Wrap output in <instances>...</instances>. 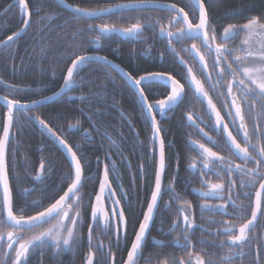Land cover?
<instances>
[{"label": "trees", "instance_id": "16d2710c", "mask_svg": "<svg viewBox=\"0 0 264 264\" xmlns=\"http://www.w3.org/2000/svg\"><path fill=\"white\" fill-rule=\"evenodd\" d=\"M28 2L30 8L34 9L41 0H28ZM174 2L187 11L192 21H197V10L191 0ZM67 3L88 8L109 4L102 0H67ZM204 3L206 6L211 5L208 8L210 20L220 36L229 24L240 26L252 16L264 15V0H204ZM154 12L157 18H162L168 13L160 8H142L96 19H74L73 12L57 0H46L39 15L34 14L31 17V26L23 35L14 40L7 50L12 52L13 45L17 44L11 61L12 65L6 63V54H2L6 52V47L0 49V61H2L0 63V84L1 81L10 82L19 89V91L8 89L7 95L11 99L20 101L40 99L61 87L71 60L75 59L76 55L85 53H99L107 56L137 77L146 72L155 71H169L178 79L186 76L185 68L179 65L165 42H157L155 47L150 48L142 42L123 40L112 35L108 39L102 38L99 47L88 43V39L95 35L87 31L86 25L88 24L97 25L109 22L125 24L131 18H142ZM45 14L53 18L48 20ZM40 17H45V19L41 20ZM21 27H23L22 19L17 12L10 22L6 15H3L0 18V41L19 31ZM243 34L244 32L238 33L240 36ZM153 37L154 35L150 34V39ZM155 39H158L157 36ZM191 43H196L200 47L199 40L191 39L175 42L174 47L193 66L194 72L201 77L198 64L193 62L190 53L182 50L188 48ZM201 51L205 53L211 67L212 57L208 56L203 48ZM80 77L82 80L79 82V87L28 113H15L16 120L13 126L15 136L9 143L7 163L16 214H20L17 210L22 207L21 191L35 184L33 175L37 172L42 160L46 166L45 173L49 174L46 175V182L43 180L42 183L35 184L34 190L27 194L28 198L40 197V200L24 208L26 216L43 210L62 195L71 182L65 178L73 173L69 161L59 146L38 124L29 120V116L39 115L50 124L54 131L61 134L74 147V150H77L78 146L77 154L83 157L81 162L84 165L78 243L70 249L57 250L52 246H46L42 250H35L29 255L28 264H81L84 254L89 253L91 248L96 256L95 261L109 264L105 251L94 245L96 240L94 236L98 231L96 222L93 226V241L90 248L88 239L91 203L102 171L107 164L110 169V178L113 183H116L117 179L122 180L125 176L123 174L125 160L129 161L130 171H137L139 163L147 160L151 150L154 149L151 128L137 96L132 87L113 67L101 62H90L82 68ZM181 82L185 83L187 98L175 107L168 117L160 121L167 162L171 164L175 160V152H179V163L175 165H179L180 172L182 166H185L188 161V156L183 160V152H190L189 140L197 133L187 120L186 106L188 108L192 105L188 101L192 99V93L186 81L181 79ZM167 91L157 89L151 93L146 92V95L150 100H157L165 97ZM69 95H72L71 99ZM82 96L85 99H81ZM194 101L197 106L204 107V104L195 99ZM200 114L206 118L205 110H202ZM77 121H79V126L69 129V125L76 124ZM85 131L89 133L87 139L84 137ZM113 141L115 144L112 143ZM173 171L174 166L172 165L170 169L167 164L165 176L171 175ZM112 172L116 174L117 179ZM178 178L180 179L179 175ZM124 180L129 185V177H125ZM44 186L43 189L39 188ZM44 193H47L48 197L41 200V195ZM125 211L130 234L138 224L132 203L126 205ZM105 232L110 233L107 230ZM107 237L102 241H109ZM111 251H114L112 247ZM165 261L167 264H174V262L177 264L176 259L156 257V255L147 258L146 264H165ZM6 264L12 263L8 261Z\"/></svg>", "mask_w": 264, "mask_h": 264}, {"label": "snow or ice", "instance_id": "6c2138e0", "mask_svg": "<svg viewBox=\"0 0 264 264\" xmlns=\"http://www.w3.org/2000/svg\"><path fill=\"white\" fill-rule=\"evenodd\" d=\"M46 0H41L40 4L33 8H30L28 0H16V4L19 7L22 19L23 27L19 31L9 35L6 40L0 41L5 47L8 46V42L19 38L27 29L31 26V17L36 14L39 15L41 8L44 6ZM60 3L65 8H69L73 12L74 19H89V18H101L103 16L112 14L117 10H139L148 6H156L164 9L169 13H175L168 26L160 25L159 35L167 40L168 49L173 54L179 65L186 68V76L177 78L169 71H155L146 72L142 75L134 76L131 72H124V77L127 78V83L130 87L135 89L136 94L139 97L141 107L146 109L148 116L150 117L151 126L154 129L153 140L159 137V168L155 173L154 190L151 192L150 202L147 203V210L143 213V220L139 223L138 231L135 232L134 240L131 243V248L128 250L126 264H137L138 259L142 255V250L146 243L147 234L150 229L151 222L154 219L155 213L159 210V201L162 199L163 191L170 193V199H178V194L175 193L173 185L168 184L167 188L162 191V176L165 172V143L161 136L162 128L160 122L157 120V114L163 116L167 112L172 111L175 107L180 105L187 98L185 91V83L181 82L184 79L187 83L188 89L192 93V99L199 101L201 104L207 103L206 114L209 121L212 117H215L212 124L213 129L224 137V145L230 154L236 158H239L243 163L235 164L227 157L220 156L218 152L212 151L211 148L206 147L203 143L192 142L193 146L199 151L203 160V168L207 169L211 164L213 168L219 167L229 177L227 187V198L221 195L225 191L224 183L209 184L208 191L200 190V195L203 197H212L224 201L222 204L215 206L203 204L202 209L216 210L227 209L229 204L233 209H239L240 212L244 211L243 203L237 204V199L242 194L247 197V193H237V199L233 198V190L237 187V181L231 179L232 173H241V179L239 180V187L241 189L245 187L254 188L257 180L259 181V190L255 192V204L251 212V219L239 225L237 234H232L235 230V226L225 227L224 231L228 233V243L221 240L218 248L227 247L228 252L225 255L219 257L220 264H234V257L243 255V249L247 243H251L252 237L250 235L252 229L255 227L258 214L264 216V203H262V196H264V146H261L259 141L261 136V128L259 125L256 127L257 144H252L250 140V133L245 123V115L243 105L249 106V111L254 110L257 103L264 107V15L252 16L247 19V22L243 25L229 24L223 29L222 41L217 42V32L215 25L211 22L208 8L211 5L206 6L204 0H192L193 5L198 6L199 20L193 22L189 19V14L185 12L184 8H177L175 4H161L159 0H127V2L117 3L115 5H108L106 7H81L79 5H72L67 3V0H60ZM48 20L53 17L45 14ZM41 20L45 17H40ZM173 25L175 31L171 30ZM151 26V25H149ZM145 25L138 19L136 23L131 24L129 27L118 28L114 23H103L100 25L88 24L86 25L89 33H95L88 39L90 45H99L102 38H111L114 34L132 37L139 40L143 35V29ZM244 32L247 34L248 39L243 41L244 44H249L251 38L258 37L257 43H259V49L253 52L249 47L246 50L244 57L234 56L232 57L237 62V67H233V64L229 62V56L232 53V49L228 47V41L233 39L238 33ZM199 40L200 47L196 43H193L190 48L182 49L184 52H188L192 55L194 63L200 65V72L204 77V80L197 77L193 71V66L189 65V62L180 55V52L174 47L175 42H182L184 40ZM201 48L205 49L208 56L212 57V68L218 69L216 72V78L213 80L209 73V64L206 61L205 53L201 52ZM248 58H254L257 63L251 67L245 66ZM90 62H101L104 65L117 68L119 65H114L107 56L101 55H89L87 53L76 55L75 59L71 60V65L67 67L66 75L63 78V86L59 91L55 92L53 96L43 97L41 100H32L22 103L18 99H10L7 95L0 97L4 100L7 106L6 122L3 125V133L0 136V245H5L9 252H14V259L12 264H28V257L31 252L35 250H42L46 246H52L57 250L70 249L75 246L79 239L80 233L78 225L81 223V203L82 195L81 189L83 186V157L78 156L77 150L70 145L65 138L50 126L45 119L39 115L29 116L28 119L33 123L38 124L41 129L44 130L52 139L53 142L61 146L67 153L70 159V167L73 169V173H70L65 179L70 180L67 190L60 195L55 202L51 203L48 207L42 211H37L35 215H24V209H18L19 215L14 212L13 195L10 187V180L8 174L7 152L10 139V130L14 126V120H16L15 112L28 113L37 104L43 103L45 100H52L55 96L66 94L74 88L80 86V71L84 66ZM226 65V67H225ZM227 76H231L227 84V91L219 92V88L223 86V82ZM205 81L208 83L209 88L217 91L221 97H231V103L227 100H222V106L224 107L226 114L230 117V123L234 125V129H229V123L224 121V117L221 116L220 110L217 109L216 104L213 103L212 98L209 96L208 91L205 89ZM236 89L235 93L233 89ZM9 88L13 91H19L15 85H10ZM157 89H165L167 95L165 99L155 100L154 103H148V96L146 92H154ZM85 99V97H80ZM71 99V97H69ZM239 101V102H238ZM231 109H234L232 111ZM264 114V113H262ZM187 120L193 125L198 127L197 122L193 119L191 113L188 114ZM79 126V121L76 124H70L69 129H74ZM200 131L203 135L216 144V141L212 137L208 136V133ZM233 131L237 135H233ZM242 135L244 146L238 142L237 136ZM84 137L87 139L89 133L84 132ZM115 144V141L112 142ZM249 163H252L254 167H247ZM197 165L193 162L190 168L196 169ZM45 163L42 160L39 166V174L35 177L37 180H41L45 173ZM114 170V168L112 169ZM110 169L106 164L103 172V179L100 181L99 194L95 199L100 202L105 196L112 204L119 205L120 201L113 199L115 193L111 189V183L109 181ZM206 173H201V176ZM217 175H220L217 172ZM247 177L245 182L244 177ZM203 184H208L207 181H202ZM25 192L28 190L25 189ZM188 203V202H185ZM39 207L38 204H36ZM188 208H191V204L188 203ZM180 213L183 216V222L185 229L183 231V241L181 244V237L177 236L174 243L181 248H191L192 240L190 238L189 230L193 228L194 221L190 220L189 215L186 213L183 207L180 208ZM227 214V212H225ZM91 217L93 222H98L101 218L104 221V228L111 229L112 222L117 217L119 218V225L116 226V243L117 246L120 241L121 232L126 237L127 222L125 220L124 209L114 207L112 209L111 218L108 212L104 211L102 207L92 206ZM55 221V223H52ZM45 225H49L45 227ZM176 223L173 222L171 230H175ZM31 233V235L25 237L21 233ZM92 226H89L88 239L91 243L92 240ZM155 239V238H154ZM158 245H162L163 241H155ZM201 244L204 241L200 242ZM9 253L6 252L7 256ZM109 254L111 250L109 249ZM192 253H189L191 256ZM87 264H93V257L91 252L89 253ZM167 264V261H165ZM175 264V262H174ZM179 264H185L181 259ZM196 264H206L205 259L197 254ZM208 264H214V261L210 258ZM254 264H264L261 261L259 250L254 258Z\"/></svg>", "mask_w": 264, "mask_h": 264}, {"label": "flooded vegetation", "instance_id": "af4514ba", "mask_svg": "<svg viewBox=\"0 0 264 264\" xmlns=\"http://www.w3.org/2000/svg\"><path fill=\"white\" fill-rule=\"evenodd\" d=\"M88 1H90V0H88ZM102 1L109 2V4H106L102 7H106L108 5H115L117 3L127 2V0H102ZM174 1H184V0H159V2H162V3L175 4L178 9L183 8L180 4H178ZM144 8L145 9H154V8H158V7L148 6V7H144ZM195 8H196V6H195ZM196 10H197V8H196ZM123 11H126V10H118V11L113 12L112 14L120 13ZM15 12H17L19 14V17L21 19H23V17L21 16L19 7L16 4V0L0 1V18L3 15H6V18L10 22L11 18L15 15ZM185 12H187V11L185 10ZM112 14H109V15H112ZM174 14L175 13H169L168 12L165 16H162V18H157L155 16V12H154V13H151L149 15H144L142 18L141 17L131 18V19L127 20V22H125V24H115L114 23L118 28H124V27L131 26V24L136 23V21L139 19L141 21V23H143L145 25V27L143 29V35L139 40L134 39L132 37H128V36L122 37L119 34H114V35L120 37L123 40L128 39V40H132V41H136V42H142L145 44V46L147 45V47H150V48L155 47L157 42H161V43L165 42V44L168 47L167 40L162 38L159 35V27H160V25L168 26L169 22H170V20ZM109 15H106V16H109ZM197 16H198V19H197V21H193L194 23L198 22V20H199L198 10H197ZM103 17H105V16H103ZM152 18H153V20H151ZM93 19H96V18H93ZM109 24H113V23L109 22ZM97 25H100V24H97ZM149 25H151V26H149ZM177 26L178 25H173L171 27V30L175 31V27H177ZM150 34L154 35V37L152 39H150ZM155 36H157V38H158L157 40L155 39ZM242 36L237 34L233 39L228 41V47L233 50L231 55L229 56V62L233 64V67H237V62L232 57L238 56V53L240 51H242V49L240 47V42H241ZM217 37L219 38V39H217L218 43L223 42L222 38H221L222 36H220V34L217 33ZM6 39L7 38L3 39L2 41L6 40ZM12 43H13V41L8 42V46L5 49L6 52L2 53L3 55L6 54V59H7L6 63L8 62L11 65H12L11 61L13 58V53L15 52L16 47H17V44H14L12 52H8L7 50L10 48V45H12ZM173 43H175V41ZM192 44L193 43L189 44L188 48H190ZM96 46L99 47L100 44L96 45ZM3 47H5V46L4 45L0 46V49ZM94 54H99V53H94ZM99 55H101V54H99ZM190 55L192 56L193 54H190ZM205 58H206V55H205ZM206 61H207V59H206ZM1 62L2 61H0V63ZM207 63H208V61H207ZM198 66L200 69L199 64H198ZM225 67H226V65H225ZM185 70H186V68H185ZM208 71L211 74L213 80H215L216 72L218 71V69H213L212 63H211V67L209 66ZM127 72H129V71H127ZM197 77L204 80L203 75L201 77H199L197 75ZM123 78L127 81V79L125 77H123ZM229 80H231V76H227L225 78V80L223 82V86L219 88V92L226 93L227 84H228ZM10 85H12L10 82L1 81L0 90H2L3 92L0 91V94L3 96L7 95ZM132 89L135 92V89L134 88H132ZM205 89L208 91L209 96L213 100V103L216 104L217 109L220 110L221 116L224 117V121L226 123H229V129L230 130L234 129L235 126L230 123L231 118L227 116L226 111H225L224 107L222 106V100H227V102L230 104L231 103V97L226 96V95L224 97L219 96L217 91H214V90L209 88V85L206 81H205ZM233 91L235 93V91H236L235 87H234ZM135 94H136V92H135ZM136 96H137V99L139 101V97L137 94H136ZM69 97H72V95H69ZM164 98H166V96L163 98H160V99H164ZM188 101L192 105H189L188 108L186 106V111L193 115V119L198 124V127H196V126H193L188 121V123L191 125V127L193 129H195V131L197 132L194 134V137H192L189 140L191 143L190 152L189 153L183 152V154H184L183 160L188 156V161L186 162L185 166H182V171L180 172L179 165H175V164L179 163V159H180L179 152H175L176 153V154H174L175 160H173V162L171 164L167 162V154L165 152V172H166L167 164H168L170 169L173 165L174 171L172 172L171 175L167 174V177L165 176V172H164L163 178H162V191L167 188L169 183H171L173 185L175 193L178 194V199H170V193L167 191H163L162 199L159 201V210L155 213L154 219L151 222L150 229H149V232L147 234L146 243H145L144 248L142 250V255L137 261V264H146L147 258L154 257L155 255H156V257L160 256V257H166L168 259H169V257L172 259H176L177 264H179V261L181 259L184 260L185 264H196L197 254H199L200 256H202L205 259L206 264H208V261L210 258L214 261V264H220L219 257L227 254L228 249H227V247H225L223 249L218 248V247L214 246V244L218 245L221 240H224L225 243H228L227 237L229 234L224 231V228L225 227H231L234 225L235 230L233 231L232 234H237L239 225L246 222V220L251 219V212H252V210L254 208V204H255V192L259 190V181L257 180V183L255 184L254 188L245 187V188L241 189L239 187V180L241 179V176L243 175L241 173L233 172L231 179L236 180L238 182L237 187L233 190V193H232L234 199H237V196H236L237 193H245L246 192L248 194L247 197H245L244 195L241 194L239 196V198L237 199L238 205L241 202L243 203V206H244L243 212H240L239 209H233L231 204H229V206L226 210L221 209L219 211L207 210V209L201 208V205H203V204L215 206V205L224 203V201L216 199V198L201 196L200 190L208 191L209 190V188H208L209 184L224 183L225 184V191L223 193H221V195H224L225 199H226L227 198V187H228L229 177L219 167L213 168L211 164L209 165V167L207 169L203 168V160L200 156L199 151L193 146L192 142L195 141L197 143L205 144V146L211 148L212 151L218 152V154L220 156L227 157L229 160H231L233 162V166H235V164H242L243 162L239 158L232 156L230 154V152L226 148L223 147L224 137L221 136L220 134H218L212 127V124L214 123L215 117L213 116L212 120L209 121L207 114H206V118L203 117L202 114H200L202 110H205V111L207 110L206 101L204 103L203 108L197 106L195 104L196 102L194 101V99H191ZM21 102H28V101H21ZM148 102L154 103L155 100H150L148 98ZM139 103H140V101H139ZM36 108H38V107H36ZM32 109H35V108H32ZM143 110H144L146 118L149 122V125L151 128V140L154 143V149L151 150L150 157L147 160L139 163V169L137 171H135V170L130 171L131 166L129 164V161L125 160V163L123 166L124 167L123 174H125V176L122 177V180H118L116 177V174L112 172L117 179L116 183H113V181L109 175V181L111 183L112 190L115 193L113 199L119 200L120 201V203L118 205L119 208L124 209L125 220L127 222L126 237H125L124 233L121 232V234H120L121 238H120L119 244L117 246V243H116V226L119 225V218L118 217L115 220H113L112 228L110 230L104 228L103 218H101L98 222H96V224L98 225V231H97L98 235L96 234L94 236V238L96 237L94 245L99 246L100 249L105 251L106 258L109 259V264H125L126 263L128 250H130V248H131V243L134 240L135 232L138 231L139 223L142 222V220H143V213L146 212V210H147V203L150 202L151 192L154 190L155 173L157 171V165H158V150H157L156 139L153 140V133L154 132H153V128L151 126V121L147 115L146 109L143 108ZM231 110L234 111V109H231ZM243 110H244V115H245V123L247 124L248 130L250 133L251 143L257 144L258 133L256 131V127H257V125H259L261 130H262L261 133H259V135L261 136L259 143L261 146H264V114H262V113H264V107H261V105L259 103H257L254 110L249 111V106L247 104H244ZM7 111H8L7 107L0 102V136H2V133H3V125L6 122ZM172 111L167 112L163 116L157 114V120L160 122L162 120V118L168 117ZM188 113H187V116H188ZM160 126H161V124H160ZM201 128L203 129V132L208 133V136L212 137V139L214 141H216V144H213L211 141H209L203 135V133L200 131ZM233 135H237V133L235 131H233ZM14 136H15V133L13 132V128H12L10 130L9 143H10L11 138H14ZM161 136L163 137L162 133H161ZM237 140H238V142L241 143V146L243 147L244 143H243L242 135L237 136ZM8 148H9V146H8ZM59 148H60V146H59ZM7 154H8V152H7ZM6 159H7V156H6ZM67 160H68V158H67ZM193 162H195L197 165L196 169L190 168V165ZM69 163H70V161H69ZM247 167L251 168V167H254V165L252 163H249L247 165ZM147 168H148V170H146ZM152 168H153V171H152ZM72 171H73V169H72ZM103 172H104V169L102 171V174H101V177H100V180L98 183V188L96 190V193H95L93 200H92V203H91V211H92V206L94 205L95 196H96L98 189H99V185H100L101 178L103 176ZM202 172L206 173V174L201 176ZM217 172H219L220 175H217ZM38 174H39V168H38L37 172L33 175V181L35 182V184H40L43 182V180H45V182H46V180H47L46 175H48L49 173H44L43 178L41 180H37L35 178ZM178 175H179L180 179L178 178ZM125 177H129V179H130L129 185L126 184V180H124ZM244 179H245V182H247L246 176L244 177ZM202 181H207L208 184H203ZM35 184L31 185L28 188H25L28 190L27 192L24 191L25 189H23L21 191V195L23 196V198L21 199L22 207L19 209H24L27 206L30 207L32 205L30 203L38 202L40 200V197L39 198H32V197L28 198V196H27L28 193H30L34 190ZM39 188L43 189V188H45V186L39 187ZM66 190H67V188H66ZM0 195H2V194H0ZM41 197H42L41 200H45L48 197V194L44 193L43 195H41ZM185 202H188L191 204L190 209L188 208V203H185ZM128 203H132V206H134L135 214H136L137 221H138V224H137L135 230H132V232L130 234H129L130 231L128 229V218H127L126 211H125L126 205ZM262 203H264V196H262ZM104 205H105L106 212H108L109 217L111 218L112 209L114 207H117V205L112 204V202L109 199H107L106 196L104 197ZM181 207H183L185 209L186 213L190 217V220L194 221L193 228L189 230V234H190V238L192 240L193 247L186 248V249L181 248L174 243V240L177 236L181 237L180 243L181 244L184 243L182 237H183V231L185 229V225L183 222V216L180 213ZM225 212H227V214H225ZM35 214H32V215H35ZM171 215H174V217H171ZM53 222L54 221H52V223ZM173 222L176 223L175 230H171L172 226H173ZM94 224L95 223L93 222L92 217H91L90 225L92 226V229H93ZM47 226H49V225H45V227H47ZM106 230L110 231V233L105 232ZM132 234H133V236L131 237ZM21 235H24L25 237H27V236L31 235V233L25 232V233H21ZM250 235L252 237L251 243L246 244V246L243 249V255H239V256L234 257V264H254V258L257 255V250H259V255L261 257V261L264 262V216H260L258 214L257 221L255 222V227L252 229ZM105 237L109 238V241L103 242L102 239ZM92 241L93 240H91V243H92ZM155 241H163V244L158 245L157 243H155ZM201 241H204V243L201 244L200 243ZM91 243L89 242V248L91 247ZM111 247L114 250V251H111V253L113 255L109 254V249L111 250ZM6 252L9 253L7 256L5 255ZM90 252H91L92 257H93V264H104V262H102V261H95L96 256H95V253L93 252L92 248L89 250V253ZM89 253L87 252V253H85L86 255L84 254L83 261L81 264H87V259H88ZM189 253H192V255L189 256ZM13 259H14V252H9V250L6 248L5 245H0V264H6L8 261H10L12 263Z\"/></svg>", "mask_w": 264, "mask_h": 264}, {"label": "water", "instance_id": "95a60500", "mask_svg": "<svg viewBox=\"0 0 264 264\" xmlns=\"http://www.w3.org/2000/svg\"><path fill=\"white\" fill-rule=\"evenodd\" d=\"M59 3H60V0H57ZM192 1V0H191ZM159 3H161V4H168V3H162V2H159ZM63 5V4H62ZM196 6V5H195ZM196 8H197V10H198V6H196ZM67 9H69V8H67ZM69 10H71V9H69ZM72 11V10H71ZM118 11V10H117ZM115 12V11H114ZM120 36H122V37H127V36H123V35H120ZM3 44H0V46H2ZM89 55H97V54H94V53H88ZM193 55H194V53H192ZM99 55V54H98ZM102 56V55H101ZM109 60H111V59H109ZM112 62H113V64L114 65H119V64H117L115 61H113V60H111ZM123 77H124V72L123 71H121V69H123L124 71H126L123 67H121L120 65H119V67H117V68H115ZM126 78V77H125ZM127 79V78H126ZM62 86H63V84H62ZM61 86V87H62ZM60 87V88H61ZM59 88V89H60ZM59 89L57 90V91H59ZM56 91V92H57ZM55 93V92H54ZM54 93H52V94H50V95H48V96H53V94ZM62 95V94H61ZM60 95V96H61ZM3 95H1L0 94V97H2ZM60 96H55L52 100H45L43 103H40V104H37L35 107H33V108H36V107H39V106H41V105H44V104H46V103H48V102H51V101H53V100H55V99H57L58 97H60ZM45 97H47V96H45ZM43 98V97H42ZM42 98H40V99H36V100H41ZM165 99V98H164ZM0 102L3 104V105H5L6 106V103H5V101L4 100H2V99H0ZM29 103L31 102V101H28ZM22 103H24V102H22ZM149 103V102H148ZM7 107V106H6ZM147 112V111H146ZM148 115V114H147ZM149 117V116H148ZM149 119H150V117H149ZM153 132H154V129H153ZM156 143H157V150H158V165H157V170H158V168H159V137H157L156 138ZM60 148H61V150L63 151V153L66 155V157L68 158V160L70 161V159H69V157H68V155H67V153H66V151L60 146ZM162 178H163V176H162ZM103 179V176H102V178H101V180ZM111 189H112V187H111ZM97 194H99V189H98V192H97ZM96 194V195H97ZM96 197V196H95ZM94 205H96L97 207H102L103 208V210L104 211H106V209H105V205H104V198H102V200L100 201V202H97L96 201V199H94ZM117 207H119V206H117ZM126 262H127V260H126ZM126 264V263H125Z\"/></svg>", "mask_w": 264, "mask_h": 264}, {"label": "rangeland", "instance_id": "374dc122", "mask_svg": "<svg viewBox=\"0 0 264 264\" xmlns=\"http://www.w3.org/2000/svg\"><path fill=\"white\" fill-rule=\"evenodd\" d=\"M245 39H248L246 33L243 34V36L241 38V42H240V47H241L242 51H240L238 53V56H241V57H244L246 55V50H248L249 47L251 48V50L253 52H256V51H258L259 46H260L259 43H257L258 37L251 38L249 44H247V45L243 43V41ZM256 63H257V61L254 58H248L245 66L251 67V66L255 65ZM53 223H55V221Z\"/></svg>", "mask_w": 264, "mask_h": 264}]
</instances>
